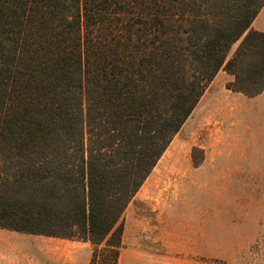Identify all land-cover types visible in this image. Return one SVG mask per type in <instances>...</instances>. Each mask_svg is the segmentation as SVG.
<instances>
[{
    "label": "trees",
    "instance_id": "16d2710c",
    "mask_svg": "<svg viewBox=\"0 0 264 264\" xmlns=\"http://www.w3.org/2000/svg\"><path fill=\"white\" fill-rule=\"evenodd\" d=\"M263 3L0 0V227L116 264L120 215L218 70L264 88Z\"/></svg>",
    "mask_w": 264,
    "mask_h": 264
},
{
    "label": "rangeland",
    "instance_id": "374dc122",
    "mask_svg": "<svg viewBox=\"0 0 264 264\" xmlns=\"http://www.w3.org/2000/svg\"><path fill=\"white\" fill-rule=\"evenodd\" d=\"M232 80L218 70L128 202L116 264H264V88ZM94 248L0 227V264H90Z\"/></svg>",
    "mask_w": 264,
    "mask_h": 264
}]
</instances>
